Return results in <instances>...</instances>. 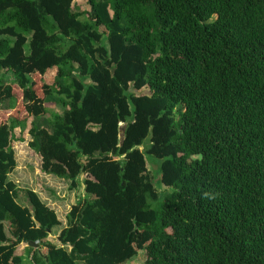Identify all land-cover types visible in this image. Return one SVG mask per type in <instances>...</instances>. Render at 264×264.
Returning a JSON list of instances; mask_svg holds the SVG:
<instances>
[{"label":"trees","instance_id":"trees-1","mask_svg":"<svg viewBox=\"0 0 264 264\" xmlns=\"http://www.w3.org/2000/svg\"><path fill=\"white\" fill-rule=\"evenodd\" d=\"M87 2L0 0V101L24 108L0 119V264H264V0ZM48 97L64 112L29 146L70 189L86 175L55 241L10 177Z\"/></svg>","mask_w":264,"mask_h":264},{"label":"rangeland","instance_id":"rangeland-1","mask_svg":"<svg viewBox=\"0 0 264 264\" xmlns=\"http://www.w3.org/2000/svg\"><path fill=\"white\" fill-rule=\"evenodd\" d=\"M90 6L87 2V0H74V10L79 11V10H89ZM76 74H79L78 69H76ZM1 75H5L6 79H10L11 78V74L7 71H5L4 69L0 70V76ZM41 91V90H40ZM145 92H149L148 90H146ZM42 93V92H41ZM14 95L15 98L18 100H21L22 95L20 94V92L18 90L14 89ZM48 100L51 101L53 100L54 102H48L47 103V107L49 108V112L41 117V118H35V117H31L29 118L28 115H26L24 112L25 110H23L20 114H22L26 119L24 121V124L18 128H16L15 130V134L16 136H20L21 135V130L23 129V132L25 133V137L26 140L25 141H21V142H17L18 144H20V150L21 152H18L16 147V154H17V159H18V168H16L10 175L11 179L14 180L18 185H20L21 187L24 188H30V187H35V184L38 185V175L40 169H41V162L42 159L40 157V155L33 150L30 146H29V142L33 139L31 137V135L28 133L29 128L31 127L32 124L36 123L40 126H47L48 125V118L51 116L52 112H58V113H63L64 112V107L58 103H55L57 98L55 97H48ZM12 104H14V100H3L0 101V119H4L7 120L8 116L11 114V112H14V114H17L16 111H19V109H17V105H19L18 103L15 104V106H12ZM21 109H24L23 107ZM25 114V115H24ZM125 126L126 123L125 122H121L120 123V138L121 140H123L124 138V133H125ZM16 143V144H17ZM15 144V146H16ZM141 150L145 149V145L140 146ZM148 157H153L154 159H156V157L154 156H150L148 155ZM159 162H161V160L159 159ZM148 165L149 168L151 169L152 173H157L156 170L158 168V165L152 161L149 160L148 161ZM42 171V169H41ZM43 172V171H42ZM42 175H44L43 173H41ZM86 175H81L79 178V187H76L75 189H70V181L69 180H64V179H57V177L54 178L55 181H51L52 184V188L50 189V195L53 199V203L56 207V210L58 211V216H60L65 222H66V213L68 211H70V209L72 208V206L77 202L78 198L84 197L85 196V184H84V179H85ZM155 185L158 188L159 192L164 194L167 190L166 187L161 183L160 181V176L157 175V177L155 178ZM54 188V189H53ZM164 198L162 197L163 200ZM23 198H20L19 201L24 202ZM154 207H158V204L154 205ZM60 229V227H56L52 234L50 235V240L55 241L57 240L55 237L58 234V230ZM26 243H21L18 247H17V252H25L26 249L28 248V244ZM40 248H42L40 246ZM146 262V254L145 251L140 250L139 253L134 256L133 258L120 263V264H145Z\"/></svg>","mask_w":264,"mask_h":264},{"label":"crops","instance_id":"crops-1","mask_svg":"<svg viewBox=\"0 0 264 264\" xmlns=\"http://www.w3.org/2000/svg\"><path fill=\"white\" fill-rule=\"evenodd\" d=\"M18 144V143H17ZM16 144V145H17ZM16 147V146H15ZM14 147V148H15ZM15 152H16V150H15ZM16 159H17V154H16ZM17 163L19 164V162H18V159H17ZM16 168H18V165H17V167ZM39 174L38 175H41V176H38V185H36L35 184V187H30L31 189H33V190H35L36 192H38L39 193V195L41 196V198L43 199V201L45 202V203H47V205H49L51 208H53V209H55L56 210V207H55V205H54V203H53V199H52V197H51V195H50V189L53 187L52 186V184H51V181H55L54 180V178L55 177H57V179H64V178H60V177H58V176H56V175H54V174H47V173H45V172H42L41 171V169H40V171L38 172ZM41 173H43L44 175H42ZM64 180H66V179H64ZM20 186V185H19ZM54 189V188H53ZM79 199V198H78ZM56 212H57V214H58V211L56 210ZM69 212V211H68ZM67 212V213H68ZM67 213H66V215H67ZM59 218L61 219V221H62V226H60V229L58 230V234H59V232L61 231V229L63 228V227H65L66 226V222L59 216ZM58 234L55 236V237H57L58 236ZM24 244V243H23ZM26 245V244H25ZM19 253V252H18Z\"/></svg>","mask_w":264,"mask_h":264},{"label":"water","instance_id":"water-1","mask_svg":"<svg viewBox=\"0 0 264 264\" xmlns=\"http://www.w3.org/2000/svg\"><path fill=\"white\" fill-rule=\"evenodd\" d=\"M29 245L33 246L34 248H38L40 245V242H39V240L29 241Z\"/></svg>","mask_w":264,"mask_h":264}]
</instances>
